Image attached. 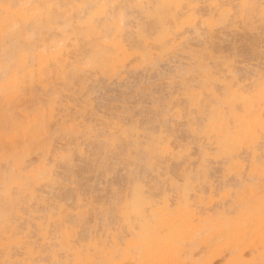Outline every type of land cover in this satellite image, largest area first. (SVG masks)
Returning a JSON list of instances; mask_svg holds the SVG:
<instances>
[{
    "label": "snow or ice",
    "instance_id": "6c2138e0",
    "mask_svg": "<svg viewBox=\"0 0 264 264\" xmlns=\"http://www.w3.org/2000/svg\"><path fill=\"white\" fill-rule=\"evenodd\" d=\"M128 31L140 38L134 59L166 52L143 86L149 108L108 110L89 78L109 71ZM224 31L259 32V65L242 75L239 44L217 48ZM257 92L254 126L238 114ZM0 109V264H201L179 258L185 236L237 229L261 243L258 259L233 264H264V0H0ZM77 156L108 176L103 191L45 192Z\"/></svg>",
    "mask_w": 264,
    "mask_h": 264
},
{
    "label": "rangeland",
    "instance_id": "374dc122",
    "mask_svg": "<svg viewBox=\"0 0 264 264\" xmlns=\"http://www.w3.org/2000/svg\"><path fill=\"white\" fill-rule=\"evenodd\" d=\"M232 1H234V0H232ZM199 2L200 3L201 2L202 3H204V2L205 3H212V0H207V2H206V0H203V1L200 0ZM224 32L219 33L216 37L217 48L220 51H223V52L234 51L235 46L237 44H239L241 56L244 57L245 59L242 60L238 64V67L240 69L241 68L243 69L245 63H253V62L256 63L257 65H259V63H260V55H259V52H260V48H259V46H260V35H259V32H257L254 35L251 33H249L247 35H232L226 31H224ZM127 33L131 36L130 38L133 39V40L132 39H130V40L133 41L134 46H133V44H131V41L128 38L129 35ZM126 34L128 36L126 39L129 40V41H127V45H132V46H128V47L131 48L133 51H136V52L139 51V49L141 47L139 36L137 34H135L134 32H131V31L126 32ZM134 34H135V37H137V38L133 37ZM135 39H137L136 40L137 42L135 41ZM135 43H137V44H135ZM252 52H254V53H252ZM163 55L154 54V56L160 57L161 59L164 58ZM154 56H153V58H154ZM255 56L257 57V59ZM153 58L147 59V60H143V59H141V60L135 59L134 60V58L131 59L132 62H134V63H132L130 61V63H129L130 65H127V67H126L127 69L125 68L126 73H122V75L118 78L114 77V78L110 79L101 73H100V75L99 74L98 75L93 74V76H91L89 79H90L92 87L96 91H98V93L100 94V100L102 101L101 106L104 108H107L108 110H111L113 108H124V107H132V108H138L139 109V108H141V106H143V109L147 110L149 108V98L143 94V86L146 84V82L153 79V74H154ZM221 69L223 70V71H221L223 73L224 68L221 67ZM242 69H241V72H242L241 74L243 75ZM125 70H124V72H125ZM228 71H232V69L229 68ZM245 81H246V77H245V79L242 80L241 83H244ZM1 114H2V109H0V115ZM145 123L155 124V120L149 119L148 117H145ZM174 134H175L178 141L186 139V137H187V133L185 131H182L179 127L176 128ZM257 139H258V137H257ZM244 154L245 155L247 154V148L246 147H245ZM257 154H258V149H257ZM2 157L3 156L0 155V183L3 182L2 181L3 180V172H4L3 169H5L7 167L6 166L7 162ZM37 159H38V161H36ZM41 159L42 158L39 156L34 157L35 164L37 166L40 164ZM213 167L215 169V168H220L222 166L221 165H213ZM182 168H183V164L179 163L178 161L173 162L171 164V169L173 170V172H178ZM67 170H69V171H67ZM56 172L58 174L56 176L57 181H62V182L58 183V184H54L53 185L54 187L52 186V188H50L51 190L48 189V187H47V188H45L44 191L45 192L54 191L57 195L63 197V199L68 200V201H78V199H79L78 191L73 190L74 184L78 188H87V189L95 188L97 191H103V189L107 186L108 179H109L108 176L105 173H103L100 170V168L96 165L94 160H89V159L81 160L78 156H77L74 163L67 164V166L66 165H58ZM59 174H60V176H59ZM113 179L119 181L120 183H122L126 186L127 178L123 175V172H121V174L119 176L113 177ZM158 179L163 180V177H158ZM73 182H74V184H73ZM207 194L209 195V190H208ZM215 201H219V203L221 205L223 204V201L220 200L219 194H217ZM205 237H206V235L204 237H199V238L196 237L197 240L191 239V240L183 241L181 243V245H182L183 251L186 253V255L182 256V259L201 261L203 259V257L206 256V254L210 250V249H208V247L205 246V243H202V240ZM197 250H198V254H197ZM2 253L3 252L0 251V259L4 258V254H2ZM2 255H3V257H2ZM191 255H192V258H191ZM249 255H250V251L248 250V256Z\"/></svg>",
    "mask_w": 264,
    "mask_h": 264
},
{
    "label": "bare ground",
    "instance_id": "6f19581e",
    "mask_svg": "<svg viewBox=\"0 0 264 264\" xmlns=\"http://www.w3.org/2000/svg\"><path fill=\"white\" fill-rule=\"evenodd\" d=\"M199 1L200 0H189V2H197V3ZM235 1L236 0H234V1L231 0L230 2H235ZM3 2H5V3H24V2H38V0H3ZM89 2H95V3L104 4V3L123 2V0H119V1L118 0H89ZM148 2H167V0H148ZM206 2H207V0H206ZM212 2H215V0H212ZM127 34L124 33L121 36L117 37L113 41V44L117 47V51L119 53H122V55L116 57V59L113 61L112 65L110 66L109 71H107L106 73H101V74H103L104 76H106V77H108L110 79L114 78V77L118 78V77H120L122 75V73H126L125 68L127 67V65H130L129 63H130V61L132 62L131 59H133V54L136 52V51H133L131 48L128 47V46H132V45H127V41H129L132 38H130L131 36L129 34H128L129 35V37H128ZM127 37L129 38V40L126 39ZM133 37H135V34L133 35ZM135 38H137V37H135ZM132 40H130L131 44H133ZM136 40L137 39H135V41ZM135 44H137V43H135ZM133 46H134V44H133ZM165 52H166V48H161L158 52L149 51L147 56H148V59H152L154 54L163 55ZM252 53H254V52H252ZM39 55L43 56L44 55L43 51H41L39 53ZM154 57H157V56H154ZM256 59H257V57H256ZM132 63H134V62H132ZM124 70H125V72H124ZM221 71H223V70L221 69ZM260 113H261V105H260L259 94L257 92L256 96L252 99V101H250L247 109H245L244 111H242V112H240L238 114V118L241 121L249 122V123H252L254 126H258L259 121H260ZM254 154H257V150L254 151ZM36 161H38V159ZM40 163H41V160H40ZM67 171H69V170H67ZM59 176H60V174H59ZM48 189H50V188H48ZM208 190H209V195H208L209 196V201H208V203H212V202H214L216 200V196L217 195L216 196L212 195V188L211 187H209ZM201 194L203 195L204 193L202 192ZM194 237L195 236H193L192 234H189V235L185 236L180 241V243H182L185 240H191V239H194V240L196 239L197 240V238L196 237L194 238ZM202 243H205V246L208 247V249H210V250L206 254V256H204V257L202 256L203 259L201 260V264H233V262H239V261H243V260H247V259H252L253 255H255V257L258 259L259 258V251H257L255 254H253L250 250L251 249H257L258 250L259 249V245L261 243V240H260L259 234L255 235V236H251V235L246 234L243 229H237V230H234L230 235H227L223 239H220L218 235H217V237L215 239H213V237L211 235H206V237L202 240ZM181 250L183 251V248H181ZM248 250L250 251V255L249 256H248V254L245 255V253H248ZM197 254H198V250H197ZM2 257H3V255H2ZM179 258L182 259V256L179 257ZM191 258H192V255H191Z\"/></svg>",
    "mask_w": 264,
    "mask_h": 264
}]
</instances>
